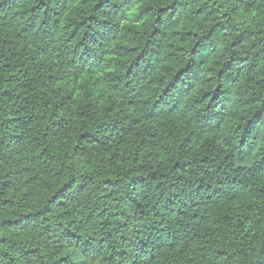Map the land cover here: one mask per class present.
<instances>
[{
    "label": "clouds",
    "instance_id": "clouds-1",
    "mask_svg": "<svg viewBox=\"0 0 264 264\" xmlns=\"http://www.w3.org/2000/svg\"><path fill=\"white\" fill-rule=\"evenodd\" d=\"M0 264H264V0H0Z\"/></svg>",
    "mask_w": 264,
    "mask_h": 264
}]
</instances>
